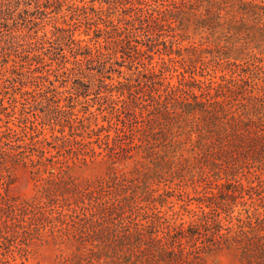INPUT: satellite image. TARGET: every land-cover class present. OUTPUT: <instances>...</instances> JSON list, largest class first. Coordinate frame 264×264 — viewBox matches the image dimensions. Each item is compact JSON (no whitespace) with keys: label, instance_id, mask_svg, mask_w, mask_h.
<instances>
[{"label":"trees","instance_id":"trees-1","mask_svg":"<svg viewBox=\"0 0 264 264\" xmlns=\"http://www.w3.org/2000/svg\"><path fill=\"white\" fill-rule=\"evenodd\" d=\"M19 172L38 198L9 194ZM42 237L62 264H264V0H0V264Z\"/></svg>","mask_w":264,"mask_h":264},{"label":"rangeland","instance_id":"rangeland-1","mask_svg":"<svg viewBox=\"0 0 264 264\" xmlns=\"http://www.w3.org/2000/svg\"><path fill=\"white\" fill-rule=\"evenodd\" d=\"M33 4V3H32ZM123 15H126L123 13ZM51 28V27H48ZM84 29V28H83ZM79 32L81 33L82 30ZM79 36V35H78ZM187 36L190 38L191 42H195L198 44L205 43L206 45H210V42H208V35L202 34L201 32L196 33L193 29L188 31ZM79 38H87L84 35H81ZM189 41L185 42L183 45H188ZM158 60V57H157ZM87 83L91 82V79H85ZM177 82V78L173 79V83ZM84 100V99H82ZM98 106L93 107L92 111H97ZM103 115H107V112H105ZM109 120H111L112 116L108 115ZM115 119H113L112 122H114ZM98 123L100 126H108V122L103 121L102 115H98ZM44 134L51 140L54 141L55 136L61 137L62 134L59 131H56L53 133L51 131L50 127H46ZM98 152H100V149H96ZM144 159L143 154L140 152V154L136 155L133 159L123 161L118 164H111L110 161L105 160L102 158H98L96 162H92L90 164H81V163H69V169H70V175L75 179V182L79 185H84L87 182H97L105 179L108 174L112 171L117 172L118 174H126L130 176V174L136 169L137 165L142 164L143 165ZM146 167V166H145ZM140 170H143V168H140ZM197 185H200L198 183ZM170 186L173 188L172 184ZM161 188H163V185H161ZM186 194L189 195L186 197L190 198H197L202 195V189L198 188V192L194 190L192 186L189 185V187H186ZM10 195L12 197L18 198L19 201H31L33 198H38L40 193L39 190L35 184V182L32 180V178L24 172H19L18 176H16L15 179H13V184L9 186ZM162 191V190H161ZM179 191H176V194L179 195ZM185 197V198H186ZM173 199H170V202H175L176 209L179 207V201L172 197ZM182 198V197H180ZM192 208L196 207L197 202L193 201ZM167 208V207H166ZM166 208H164L166 210ZM43 240H37L35 242L29 243V247L25 248V253H22L26 257H21L20 254H14L16 257V262L13 261V258L10 256L9 260L13 261L15 263L21 264L22 261H25L26 264H62V259L66 256H70L73 252V249L68 243H61L56 242L52 240L49 237H42ZM16 250L15 248H13ZM204 264H239V260L237 258V255L235 252L231 250H221L218 251L212 255H207L204 258Z\"/></svg>","mask_w":264,"mask_h":264}]
</instances>
